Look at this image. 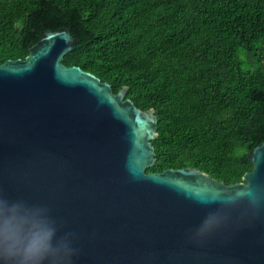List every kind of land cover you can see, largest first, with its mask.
<instances>
[{
	"label": "water",
	"instance_id": "95a60500",
	"mask_svg": "<svg viewBox=\"0 0 264 264\" xmlns=\"http://www.w3.org/2000/svg\"><path fill=\"white\" fill-rule=\"evenodd\" d=\"M78 42L43 31L0 65V193L47 205L75 233L74 264H264V142L241 182L192 166L148 173L156 110L65 65Z\"/></svg>",
	"mask_w": 264,
	"mask_h": 264
},
{
	"label": "trees",
	"instance_id": "16d2710c",
	"mask_svg": "<svg viewBox=\"0 0 264 264\" xmlns=\"http://www.w3.org/2000/svg\"><path fill=\"white\" fill-rule=\"evenodd\" d=\"M78 39L77 65L159 117L149 172L195 167L225 184L264 142V0H0V65L43 31Z\"/></svg>",
	"mask_w": 264,
	"mask_h": 264
},
{
	"label": "clouds",
	"instance_id": "9594fccd",
	"mask_svg": "<svg viewBox=\"0 0 264 264\" xmlns=\"http://www.w3.org/2000/svg\"><path fill=\"white\" fill-rule=\"evenodd\" d=\"M76 236L47 205L0 193V264H74Z\"/></svg>",
	"mask_w": 264,
	"mask_h": 264
}]
</instances>
